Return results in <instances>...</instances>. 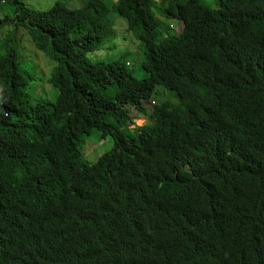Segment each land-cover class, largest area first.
<instances>
[{"label":"trees","instance_id":"trees-1","mask_svg":"<svg viewBox=\"0 0 264 264\" xmlns=\"http://www.w3.org/2000/svg\"><path fill=\"white\" fill-rule=\"evenodd\" d=\"M218 1L0 0V264H264V0ZM117 16L141 78L86 58ZM26 33L51 102L25 95ZM130 107L150 123L131 130ZM94 129L111 147L83 162Z\"/></svg>","mask_w":264,"mask_h":264},{"label":"rangeland","instance_id":"rangeland-1","mask_svg":"<svg viewBox=\"0 0 264 264\" xmlns=\"http://www.w3.org/2000/svg\"><path fill=\"white\" fill-rule=\"evenodd\" d=\"M28 7H33L37 10H44L51 6L55 1L62 2L68 8H79L82 5L83 0H20ZM158 1V0H154ZM205 6L216 9L220 7L218 0H204ZM15 5L7 2L2 4L0 16L12 15L15 10ZM115 16V14H112ZM157 15V14H156ZM161 24L157 28L158 33L174 32L179 33L182 29V22L179 19H167L159 15ZM113 30H116V35L112 37H106L101 43L100 47L93 49L86 53V58L90 62H106L110 60L120 59L125 63V66L130 70L137 78H141L145 75L143 66L141 65L142 53L140 50V42L134 37V35L127 30L125 26V20L122 17H114ZM20 33H24V29L21 28ZM26 45V56L20 55L19 68L27 77L26 84V97L31 104L37 102H51L55 98V88L51 81V74L54 66V62L42 52L37 49L31 36L26 33L22 38ZM22 52V51H21ZM157 92L162 91L161 86L156 87ZM159 92V93H160ZM164 91L160 97H157L156 103H160L165 99H178L177 96L167 95ZM170 96V98H169ZM154 97V96H153ZM170 99V100H172ZM151 100L145 102L150 108L152 106ZM129 113L133 114L134 125L129 128L134 130L141 125L149 123L148 118H139L136 111L133 108H129ZM111 139L109 136L102 135V131L94 129L91 134L87 135L81 142V151L83 162L92 163L97 157L110 150Z\"/></svg>","mask_w":264,"mask_h":264},{"label":"clouds","instance_id":"clouds-1","mask_svg":"<svg viewBox=\"0 0 264 264\" xmlns=\"http://www.w3.org/2000/svg\"><path fill=\"white\" fill-rule=\"evenodd\" d=\"M145 116H141V117H139V118H144ZM135 119H137L136 117L134 118V120ZM148 120H149V123H150V119L148 118Z\"/></svg>","mask_w":264,"mask_h":264}]
</instances>
